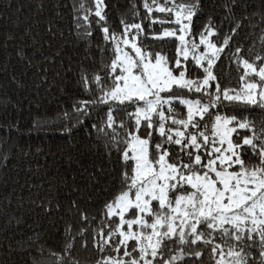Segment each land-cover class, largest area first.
<instances>
[{
  "label": "snow or ice",
  "instance_id": "1",
  "mask_svg": "<svg viewBox=\"0 0 264 264\" xmlns=\"http://www.w3.org/2000/svg\"><path fill=\"white\" fill-rule=\"evenodd\" d=\"M239 3L221 4L224 19L233 22L221 41L220 26L211 16L199 33L193 31L199 0H144L149 29L157 23L173 25L162 34L151 33L153 40L178 41L171 56L143 40L137 43L138 37L149 38L142 23L122 18L123 32L110 31L104 0H74L78 38L92 36L95 17L104 41L112 45L101 48L112 53L109 61L91 73L81 70V85L93 98L73 104L77 123L107 106L105 118L92 127L120 161L117 188L100 211L99 226L91 229L95 264H189L186 257L195 264L206 251L215 264H264V120L221 111L235 113L244 106L241 112L264 113V35L259 50L250 47L242 55L237 46L228 54L237 65L232 86L222 85L213 71L243 19H250L236 18ZM132 9L139 16L135 4ZM153 11L165 15L153 17ZM190 64L203 76H193ZM185 92L199 95L189 98ZM73 114L64 116L72 119ZM80 216L89 221L87 213ZM88 231L81 228L76 234L81 247H87ZM65 238L63 252L51 255L56 264H78L63 260L74 246L71 225Z\"/></svg>",
  "mask_w": 264,
  "mask_h": 264
},
{
  "label": "trees",
  "instance_id": "2",
  "mask_svg": "<svg viewBox=\"0 0 264 264\" xmlns=\"http://www.w3.org/2000/svg\"><path fill=\"white\" fill-rule=\"evenodd\" d=\"M73 2L0 0V264H33L34 261L56 264L57 257L51 253L63 252L69 225L75 237L74 246L63 260L95 264L98 259L92 247L91 229L99 226L100 211L117 188L120 161L118 153H109L103 138H98L92 127L105 118L107 106L96 107L89 117L83 118V123H77L73 104L78 99L93 98L84 92L81 70L91 73L102 62L109 61L112 53H102L101 48L112 45L104 41L95 17L92 36L78 38ZM223 2L199 0L192 24L195 33H199L211 16L220 26L222 41L233 26L231 20L224 19ZM104 3L110 31L123 32L122 18L127 23H142L149 38L138 37L137 43L143 40L155 51L175 55L178 41L151 39L152 32L161 34L173 25L157 23L149 29L151 20L143 19L149 15L143 7L144 0H104ZM133 4L139 16H133ZM233 11L237 19L244 16L250 19H243V27L213 69L226 86H232L230 81L234 84L238 78L237 65L228 54L237 46H242V55L250 47L259 50L264 35L261 22L264 0H240ZM151 15L165 14L153 11ZM121 47L135 55L130 47L123 44ZM17 52H22L23 58ZM190 66L193 76L197 72L203 76L194 64ZM185 95L189 94L185 92ZM198 95L193 93L189 98ZM203 100L207 103L208 97ZM176 106L186 114V108L178 101ZM243 107L238 106L235 113L229 109L221 111L264 120L259 109L241 112L239 109ZM65 112L73 114V118L65 117ZM81 212L88 214L89 221H82ZM81 228L89 229L85 233L87 247H81V237L76 235ZM185 259L191 264L188 257ZM195 264H215V260H209L206 251Z\"/></svg>",
  "mask_w": 264,
  "mask_h": 264
},
{
  "label": "rangeland",
  "instance_id": "3",
  "mask_svg": "<svg viewBox=\"0 0 264 264\" xmlns=\"http://www.w3.org/2000/svg\"><path fill=\"white\" fill-rule=\"evenodd\" d=\"M162 34V33H161Z\"/></svg>",
  "mask_w": 264,
  "mask_h": 264
}]
</instances>
